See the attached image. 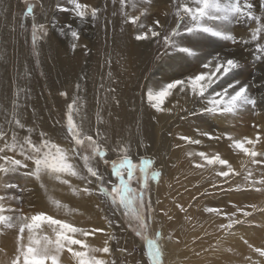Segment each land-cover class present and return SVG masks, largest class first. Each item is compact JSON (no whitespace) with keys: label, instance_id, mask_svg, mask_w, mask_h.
Here are the masks:
<instances>
[{"label":"snow or ice","instance_id":"1","mask_svg":"<svg viewBox=\"0 0 264 264\" xmlns=\"http://www.w3.org/2000/svg\"><path fill=\"white\" fill-rule=\"evenodd\" d=\"M27 3V0H26ZM113 5L119 4V9H113V16L121 17V25L123 30L124 24H129L134 28L133 39L137 42L153 41L163 49L156 60L164 57L173 58L177 61L179 74L167 78L158 90L148 87L146 92V100L148 106L152 110V119L159 123L157 114H173L174 108L186 113L180 119L184 120L188 117L211 116L215 119H224L231 114L251 107L254 114H259L256 110L259 106L264 105V93L259 96L253 95L251 89L253 87L264 88V80L259 85L254 82L244 83L237 79L238 70L242 69V55L238 50L249 52L255 62L264 64V0H192L191 4L186 0H172L170 7L174 9L172 12H165L164 16H174V22L168 24L160 18L152 19L150 24L144 23V20L150 15L154 0H112ZM41 8L44 7L43 0H40ZM258 7V12H257ZM128 8L139 9L138 15L130 14ZM55 10L68 13L78 20L81 24L88 22L95 25L100 14L107 11V5L104 8L99 6H90L80 0H57ZM34 8L31 3H27L26 11L23 13L25 17L34 18ZM35 19V18H34ZM252 22L255 26L252 27ZM48 24L54 28L61 36L70 35L72 42L69 47L75 52L78 48L88 50V45L79 43L81 32L78 28L72 27V23L67 26H59L48 21ZM233 24H241L248 28V36L237 37L233 34L231 26ZM23 28L24 25L21 24ZM14 31L15 29H11ZM49 29L44 23L34 22L31 26V41L33 56L38 59L37 43L41 36L47 37ZM198 36H208L216 38L218 41L225 42L220 48H216L209 52L200 45L199 40L194 39ZM229 44L232 46L229 47ZM254 47H250L253 46ZM236 48L237 51L232 50ZM197 49H200L197 51ZM192 58L196 64L193 71H185L188 65V59ZM86 80L85 75L78 78L76 84L77 93L74 94L71 103L67 104L66 125H61V131L65 132V139L69 141L67 149L62 148L54 143L46 131H40L39 140H34L32 134L35 132L34 127H29L24 123L20 116L21 108L20 98L25 93V89L14 83L16 89L11 99V108L5 109V123L8 128L0 126V186L5 189L11 187H19L13 184L11 180L6 179L12 174H18L25 179L34 182L38 190H47L46 180L58 181L61 185L67 186L73 196L93 201L95 207L103 214V218L107 221L110 228L116 227V221L120 215L127 218V229L131 230L135 235L139 236L142 230L149 226L150 222H155L156 206L161 201L159 199L153 201L150 191L149 182H159L165 168L171 164V157L166 153L161 156L160 170L151 171L153 161L144 157H140L139 164H134L130 155L132 153V141L128 138H118L116 142L111 143V138L107 130H102L97 126L93 130L84 126L85 117L81 116L77 122L74 120V112L79 114L81 105L79 102V91L82 85L79 81ZM222 81L225 83L221 84ZM101 88L104 86L101 85ZM116 89L108 86L106 92L119 104L115 94ZM61 97H67L66 91H59ZM142 93V97H143ZM183 95L190 97L193 103L192 108H185L180 105H174L169 108L166 100L170 97ZM7 99V97L5 98ZM111 115V113H110ZM98 125L105 123L101 114H96ZM56 123H60L57 121ZM139 123V122H137ZM18 130H23L27 134L21 136ZM9 132L11 136L9 137ZM199 136L207 137L209 140L230 141V147L242 152L250 158L252 165L264 164V151H257L258 143L264 141V136L259 133L256 137L236 139L227 132H212L197 129ZM169 135H172L169 133ZM177 140L188 145H201L202 140L193 136L177 134ZM148 136L145 134L136 142L138 149L142 148L146 151L150 150L149 144L146 142ZM248 145V146H246ZM179 149L181 144L177 143L173 146ZM11 153V154H9ZM109 153L122 154V158L117 163L112 159ZM187 155L193 158V167L196 169H204L211 165H220L227 170H219L216 176L224 178V182L228 183L231 175H235L234 169L227 159L221 157L220 154L209 155L204 151L188 152ZM196 157L199 158L196 161ZM73 161H81L82 164ZM110 164V171L107 167ZM174 167V165H172ZM139 169V177L136 178L139 190L131 186L134 179V173ZM126 173V175H125ZM115 178L113 181L112 178ZM253 171L247 170L245 179L249 182V186L255 188L258 192H264V187H255L257 184L264 186V173L261 179H253ZM75 178L80 183L73 185L71 179ZM170 186V185H169ZM213 187H218L213 185ZM31 191V189H25ZM221 193L232 192L233 189L220 188ZM234 191L240 192L241 186L236 185ZM205 190L200 195H212ZM6 199L19 200L15 195H0V233L6 230L18 229L16 236V247L14 254L8 256L4 249L0 248V252H4L7 259L3 264H61V253L67 249L71 257L75 259L76 264H117L115 260H106L99 258L95 253H103L111 255L113 248L109 242L115 240L114 235H108L104 241L103 247H91L86 243L85 239L97 232H103L102 228H92L91 230L78 228L70 223H66L61 219L54 218L51 215L39 212L31 216L28 215H5L3 201ZM197 197H193V200ZM55 205H61L60 201H54ZM176 207L185 213V220L190 222L191 217L186 215V210L182 205L176 204ZM236 207V211L232 213H223L227 223L217 225L219 232L225 235H233L234 229L238 226L250 224V218L255 212L264 214V208H258L257 205L251 204L247 207L251 211L244 208ZM12 212L14 210L8 209ZM18 212L19 210H15ZM204 212L221 216V209L216 207H205ZM237 213L243 219L237 218ZM170 223H175L174 215L165 211ZM46 224L55 234L52 239L48 235L37 238L35 230L41 229V225ZM27 230V243H24L25 232ZM177 230L172 229L167 239L171 241L176 237L175 242L180 243L179 237L176 235ZM162 233L158 232L157 236ZM243 243L258 258H264V247H255L246 239L241 237ZM73 246H79L75 250ZM116 250L124 253L126 248L120 247L117 241ZM131 255V252H128ZM198 255V253H197ZM150 264H165L164 250L155 244L149 245L147 253ZM248 264H262L261 259H253L251 255L246 256Z\"/></svg>","mask_w":264,"mask_h":264},{"label":"bare ground","instance_id":"2","mask_svg":"<svg viewBox=\"0 0 264 264\" xmlns=\"http://www.w3.org/2000/svg\"><path fill=\"white\" fill-rule=\"evenodd\" d=\"M36 1L40 5L35 13L36 23H44L52 17L54 19L61 17L59 13L62 11H53L57 0H43V8H41L40 0ZM81 1L83 3V0ZM18 2L19 0H0V126L8 128L5 123V109L11 108V99L16 91L14 83L18 84L25 89V93L20 98V116L27 126L35 128L32 138L39 140V133L43 130L49 134L54 143L67 149L70 145L69 141L65 139V132L61 131V125H65L64 114L68 112L67 104L72 102L74 94L77 93L75 86L78 78L85 75L86 80L79 81L82 85V90L78 93L81 110L79 114L74 112V120L78 122L83 116L86 118L84 122L86 128L90 127L93 132L97 126L102 130H107L113 144L121 137L131 139L132 153L130 156L136 157L143 154L153 157L155 167L161 168L158 161L165 153L171 157V164L165 168L163 177L158 182L154 193L155 200L161 201L156 206V224L162 231V242L167 245L171 243L173 249L169 264H248L245 257L249 255L253 259L263 260V258L256 257L240 239L243 237L255 247H260L262 244L254 237L253 231L244 234V231L250 228L249 224L235 228L233 235L219 232L217 225L227 223L223 213L235 212L234 205L251 211L252 209L247 207L248 205H257L258 196L264 199V192H258L255 188L250 187L249 182L245 179L249 169L253 171V179H261L262 173H264V164L252 165L250 158L239 150L231 148L230 141L226 139L209 140L197 133V129L227 132L232 137L241 139L239 125L230 123L229 119L230 117L237 119L241 110L234 116L231 114L222 120L213 118L212 127L208 126L210 119L207 118L209 116L180 119L186 113L180 111L179 108H174L173 114H157L159 117V123H157L152 119V110L148 106L146 92L148 87L158 90L160 78L156 76L159 75V71L164 65L155 60L154 78L143 79V75L136 74V70L143 64L142 61L146 57L147 46L144 42L135 41L132 32L128 29L124 31L123 35L118 33L110 35V5L108 1L90 0L93 4L90 6L104 8L107 5V11L100 14L98 22L95 25L91 23V30L86 29L84 23L70 22L72 27L80 29L79 43L87 44V51L84 48H78L73 52L69 47L72 42L71 36H61L51 27L48 36H42L38 40V59L33 56L32 51H29L25 43L21 23L26 17L21 13ZM64 15L72 16L68 13ZM112 23L116 25L115 18L112 19ZM245 28H240L239 33L244 31L248 34V30ZM150 56H152L151 51L148 60H150ZM178 74L174 73L170 78ZM101 85L104 87L101 88ZM109 85L116 89L114 95L119 101L118 105L106 92ZM59 91H66L68 96L60 97ZM6 97L7 99H5ZM166 105L169 108H173L174 105L185 108L193 107L191 98L183 95L170 97L166 100ZM260 107L257 118L262 122L260 127L263 134L260 135L264 136V120L261 119L264 118V105ZM97 112L105 121L102 125H98ZM57 121L60 123H56ZM18 131L21 136L27 134L23 130ZM145 134L149 138L146 141L150 146L148 151L142 148L138 149L136 146L137 140L143 138ZM177 134L201 139L202 144H185L175 138ZM10 136L11 132H9ZM263 142L257 144V151H264ZM177 143L181 144L179 149L173 147ZM199 151H204L209 155L220 154L222 158L229 161L236 174L231 175L228 183H225L224 178L216 176L217 171L227 170L220 165H211L204 169L194 168L193 158L189 157L187 153ZM109 155L115 157L122 154L109 153ZM195 159L199 160L198 157ZM73 162L79 164V161ZM30 182L29 185L36 189L34 192L38 194L39 212L53 217L65 214L64 222L73 226L78 218L83 216L94 215L100 219L103 218V214L95 207L93 201L73 196L67 186L61 185L58 181L46 180L47 190H38L34 182ZM71 182L73 185L80 183L75 178H72ZM213 185L218 187L214 188ZM236 185L241 186L240 192L234 191ZM221 187L231 188L233 191L222 194ZM246 187L249 189L247 190ZM255 187L264 186L257 184ZM205 190L213 194L201 196L200 194ZM7 192L8 189L0 186V195H6ZM193 197H197V199L193 200ZM57 200L61 205L67 207L58 208L53 203ZM27 201L29 202L30 199ZM176 204L183 206L186 215L191 217L190 222L185 220V213L179 210ZM205 207L219 208L222 214L221 216L208 214L203 211ZM165 211L174 215L175 223L168 221L167 216L164 215ZM253 216H256V212ZM237 218L243 219L239 213H237ZM91 221H93L91 224L93 225L95 220L91 219ZM82 224L81 222L80 225ZM104 228L106 230L109 228L106 221ZM172 229L177 230L176 235L179 237L180 243L175 242L176 237H173L171 241L167 239ZM102 237L104 235L100 236V238ZM15 247L16 229L0 233V248L4 249L8 256L14 254ZM6 259L4 252H0V264H3ZM118 260L120 258L116 259L117 264H137V260L134 261V259L128 262L125 260L127 263L123 260H121L122 263H119ZM60 262L61 264L70 262L76 264V261H72V257L68 256H60Z\"/></svg>","mask_w":264,"mask_h":264},{"label":"rangeland","instance_id":"3","mask_svg":"<svg viewBox=\"0 0 264 264\" xmlns=\"http://www.w3.org/2000/svg\"><path fill=\"white\" fill-rule=\"evenodd\" d=\"M103 1H105V2L108 1L109 5H110V35H113L114 33H118L120 35H123L124 31L127 29L130 30L132 32V35H133L134 34L133 26H131L129 24H124L123 30H122L121 17L119 15L113 16V9L115 8L116 10H118L119 4L116 3L115 5H113L112 0H103ZM186 2L191 4L192 0H186ZM254 2H257V4H258V0H254ZM27 3H31L33 5V8H34L33 15H34V18H36L35 13L37 12V10L40 6L39 3L36 0H27ZM27 3H26V0H19V2H18V5L21 7V13L22 14L26 11ZM83 3H86L88 5H93L92 2H90V0H83ZM171 3H172V0H154V5L151 8L150 15L144 20V23L150 24L152 19H154V18H160L162 21H166L168 24L173 23L174 19H175L174 16H168V17L164 16L165 12L174 11V9H172L170 7ZM241 3H243V0L241 1ZM53 11L57 12V10H55V8L53 9ZM127 11H129V13L133 14V15L139 14L138 8L137 9L128 8ZM257 12H258V7H257ZM64 14H65V12H63V13L60 12L59 15H61V17H58L59 19H54V17H52L49 21H52L53 24L59 25V26H65V25L69 24L70 22L74 21L73 16L66 17ZM34 18L33 17H26L24 22L21 23L24 25L23 28L21 27L22 28L21 30L24 32L25 43H26L29 51H32V53H33V49H32V41H31V26L34 22H36ZM114 18H115L116 25H114L112 23V19H114ZM75 21L80 23L78 20H75ZM44 24L48 27L49 30L51 29V25L48 24V21L44 22ZM84 24L86 25V29L91 30L90 19L88 20V22H86ZM234 25H235V27H234ZM251 26L254 27L255 23L252 22ZM244 27H246V26L241 25V24H233V27H231V30H232L233 34L236 35L237 37L248 36V34H246L244 31L242 32L243 34L239 33L241 31L240 28H244ZM245 29L248 30L247 27ZM55 32H57V31L55 30ZM40 38H42V36ZM194 39L199 40L200 45L203 48H206L209 52L213 51L216 48H220L225 43L223 41H218L216 38H212V37H208V36H198V37H194ZM143 42L145 43V46H147V53H146V57L142 61L143 64L136 70V74L138 76L143 75V79L144 78H154L153 72L156 69L155 57L160 52H162L163 49L158 45V43L155 40H153L151 42H149V41H143ZM229 47L231 48L232 46L229 44ZM250 47H254V45L250 46ZM199 50L200 49H197V51H199ZM232 50L237 51L236 48H233ZM150 51L152 53V56H150L149 57L150 60H148V55H149ZM238 51L242 55L243 58L241 61L242 62V69L238 70V75L236 76V78L240 79L244 83L254 82L256 85H259L261 83V81L264 80V64L255 62L252 59L249 52L243 51L242 49H240ZM161 60H157V61H160V63H162L166 68L162 65L164 68L162 67V70L160 69V71H159V75L156 76L157 78H160V80H159L160 85L164 81H166L167 78H170V76L174 75V73L175 74L179 73V67H178L177 61L175 59L169 58V57H164ZM195 67H196V64H195L194 60L192 58H189L188 59V65H186L185 71H189V72L193 71V69ZM223 83H225V81L221 82V84H223ZM251 92L253 95L259 96L261 93H264V88L253 87L251 89ZM260 108L261 107L259 106L256 110L258 113L260 111ZM66 115L67 114H64V124L65 125H66ZM234 115L235 114H233V116ZM239 115L240 116L237 117V119L232 118V117H230L229 119H230V123L236 124V126L239 125V131H240L241 139H243L244 137L254 139L258 133L261 135L263 134L262 133L263 131L260 127L262 122L260 121L259 118H257L258 114L253 113L250 106L246 109L241 110V113ZM207 119H210V121H209L210 123H208L209 124L208 126L212 127L213 117L209 116ZM261 119L264 120L263 117ZM140 157L151 159L153 161V165L150 169L151 171L160 170V168L155 167V159L153 157L141 154V155L136 156V157L130 156V159H132V162L134 164L138 165L139 161H140ZM121 158H122V155L112 157V159L115 160L117 163H119V160ZM79 164H82V162L79 161ZM107 167L109 168V171H110V164ZM125 175H126V173H125ZM138 177H139V169L137 168L136 172L134 173V179L131 182V186L136 188L137 190H139L138 181L136 179ZM6 179L11 180L13 182V184L19 186V187L8 188V192L6 193V195L7 196L15 195L16 197L19 198V200L6 199L5 201H3V207L5 208L4 214L5 215L18 214V215L31 216L33 214L38 213L39 212V209L37 207L38 194L36 192H34L36 189H34L32 186L29 185V183L31 184V182L29 180L25 179L23 176H20L18 174H12L9 177H7ZM112 180L114 181L115 178L113 177ZM149 186H150V191L152 193V199H153V201H155L154 193H155L156 188L158 186V182L150 181ZM25 189H31V191H27ZM246 189L248 190L249 188L246 187ZM261 198H262L261 196H258L256 199V204L258 205V208H264V199L263 198L261 199ZM27 199H30V201L28 202ZM8 209H12L14 211L10 212V211H8ZM15 210H19V211L16 212ZM54 218L61 219L64 221L66 217H65V214H60ZM75 218H78V217H75ZM91 219L95 220L93 225H91L93 222V221H91ZM156 219H157V215L155 218V222L154 223L150 222L149 226L146 229L142 230L141 235L137 236L131 230L127 229V218L124 217L123 215H120L119 218L117 219L116 227L110 228L107 224V226L109 227L107 230L104 228L105 221H106L105 219H103V218L100 219L98 216L95 217L94 215L83 216V217L78 218V220L75 223V227L84 228V229H88V230H91L92 228H102V229H104V231L103 232H97V234L95 233L94 235H90L87 238L80 237L77 234L76 238L85 239L86 243H89L90 246H92V247H103L104 241L108 238V235H114L116 237V239L109 242L110 247H112L114 250L113 253L111 255L103 254V253H95V255H97L99 258L106 259V260H111V259L113 260L114 259L116 261V259L120 258V260H118L119 263H122L125 260L128 262L129 260L134 259V261L137 260L136 261L137 264H141V263L142 264H144V263L150 264L147 253L149 250V245L155 244L159 248L164 250L165 264H169L170 263V256H171L173 249L171 248V243H169L167 245V244L162 242L163 234L159 237L157 236V233L158 232L162 233V231L160 230L158 224H156L157 223ZM81 222L83 223L82 225H80ZM250 224H251V226H249L250 228L246 229L244 231V234H247V233L253 231L255 233L254 237L258 241L260 240L259 243L263 244V245L260 244V247H264V242H263L264 241V214H261L260 212L257 211L256 216H253L250 219ZM18 234H19L18 229H16V236ZM99 234L104 235V237L100 238L101 235H99ZM35 235L37 238H41L44 235H48L52 239L55 238V234L52 232L51 228H49L47 225H44V224L41 225V229L35 230ZM92 236H94V237H92ZM117 241H118L120 247H124L127 249L126 252L121 253L120 251L116 250ZM24 243H27V230L25 232ZM73 247L75 250H83V249H79V246H73ZM128 252H131L132 259H131V256L128 255ZM61 256L62 257L63 256L71 257V254L69 252H67V249H65V251L63 253H61ZM121 260H123V261H121ZM72 261H75V259L72 258ZM262 263L264 264V258L262 260ZM69 264H72V263L70 262Z\"/></svg>","mask_w":264,"mask_h":264}]
</instances>
